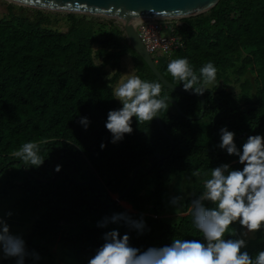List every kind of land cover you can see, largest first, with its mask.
Instances as JSON below:
<instances>
[{
  "label": "trees",
  "instance_id": "trees-1",
  "mask_svg": "<svg viewBox=\"0 0 264 264\" xmlns=\"http://www.w3.org/2000/svg\"><path fill=\"white\" fill-rule=\"evenodd\" d=\"M15 9L8 5V13L0 15V180H6L0 196L20 189L23 198L10 207L13 216L16 209L22 214L19 221L36 216L24 240L30 251L39 254L37 264H59L56 250L63 264H87L103 242L102 233L111 228L128 232L129 243L141 250L172 239H202L192 220L190 200L202 190L203 176H192V170L206 173L222 162L239 166L234 156L218 147L223 126L235 133L238 146L249 135H264V0H219L208 12L181 19L175 34L184 47L170 57H153L163 77L180 88L181 82L167 72L168 61L176 57H187L198 76L202 64L213 62L216 76L225 82L229 74L238 79L251 70L254 83L247 79L240 85V98L225 89H206L205 112L198 121L184 117L167 102L160 111L165 133L156 117L141 122L133 117L132 132L117 143L110 142L105 120L109 109L121 106L112 97L119 71L109 76L105 66L119 68L121 58L130 56L136 75L159 81L132 50L123 28L112 21L95 23L86 15L59 19L35 11L27 17ZM161 94L173 98L186 116L200 115V98L162 83ZM80 116L89 118L87 129L79 124ZM29 140L45 158L38 168L26 167L12 155ZM171 141L172 155L156 159L150 172L138 171L134 185L120 197L133 171L149 166L153 155L168 154ZM101 142L106 145L103 149ZM56 164L60 171L54 170ZM171 173H184L192 182L184 201L185 215L175 221L164 219L161 212V193ZM151 206L154 214L149 213ZM118 212L142 217L144 231L137 233L122 223L97 226L102 217ZM229 227L235 238L241 226ZM246 241L252 256L264 249V227ZM0 264H14V258Z\"/></svg>",
  "mask_w": 264,
  "mask_h": 264
},
{
  "label": "clouds",
  "instance_id": "clouds-1",
  "mask_svg": "<svg viewBox=\"0 0 264 264\" xmlns=\"http://www.w3.org/2000/svg\"><path fill=\"white\" fill-rule=\"evenodd\" d=\"M167 72L181 82L183 89L202 94L215 80L217 69L207 61L198 69V76L187 57H176L168 61ZM112 97L121 106L107 112L105 128L111 143L132 132L133 117L138 122L151 121L170 101L169 96L161 94L159 81L142 79L131 70L112 88ZM78 122L85 129L90 124L87 116H80ZM234 136L226 126L221 127L218 147L234 156L238 167L222 162L206 173L200 169L191 172L192 176H203L202 190L190 200L192 220L202 239H172L171 243L141 250L129 243L128 232L121 234L111 228L102 233L103 242L88 257L87 264H264V249L252 256L246 248L248 233L264 227V135H249L239 146ZM105 146L101 142V149ZM12 155L26 162V167L38 168L45 160L31 140L23 142ZM60 169V164L54 166L55 171ZM182 200L181 194L172 195L169 204L176 208ZM11 216L10 210L0 213V261L14 258V264H28L30 259L37 264L39 254L30 251L23 236L12 230L8 222ZM121 223L137 233L145 229L142 217L134 218L127 212L102 217L97 226ZM233 223L241 226L235 238L229 227Z\"/></svg>",
  "mask_w": 264,
  "mask_h": 264
},
{
  "label": "water",
  "instance_id": "water-1",
  "mask_svg": "<svg viewBox=\"0 0 264 264\" xmlns=\"http://www.w3.org/2000/svg\"><path fill=\"white\" fill-rule=\"evenodd\" d=\"M15 5L29 7L38 10H47L52 12H60L67 14H80L86 16H98L111 20L112 22L120 23L126 39L132 50L136 52L143 61L148 65L151 71L155 74L157 79L172 91L196 96L201 101V113L198 117H188L180 110L176 101L169 97L168 102H171L176 110L184 117L191 120L202 119L206 102L202 94L185 90L168 82L163 75L158 71L153 57L147 51L143 44L135 26L132 24L138 20L154 19H184L194 17L208 12L215 7L219 0H4ZM158 125L163 133L165 129L162 126L160 113L156 116ZM172 146L168 154H156L149 158V166H139L133 171V177L128 188L123 192L120 197H123L134 185L137 172L145 171L150 172L155 167L156 159L169 158L174 151V143L171 141ZM120 197L116 201L119 202Z\"/></svg>",
  "mask_w": 264,
  "mask_h": 264
},
{
  "label": "rangeland",
  "instance_id": "rangeland-1",
  "mask_svg": "<svg viewBox=\"0 0 264 264\" xmlns=\"http://www.w3.org/2000/svg\"><path fill=\"white\" fill-rule=\"evenodd\" d=\"M8 5L16 6L17 9H15L14 12L19 13L21 15L24 14L27 17L32 16L35 11H41L45 14H50L52 16H56L59 19H62L63 17H65L67 15V13L52 12V11H47V10H38V9L29 8V7H23V6L15 5V4L10 3L8 1L0 0V15L1 16H4L8 13V11H7ZM77 15H80V14H77ZM88 17L91 18L95 23L103 24L107 21H111L109 19H106L103 17H98V16H88ZM113 23L117 24L119 27H122L120 23H116V22H113ZM173 23L180 25L183 23V21L181 19H173ZM95 49H97V46H95ZM96 62L101 64L102 59H98V60H96ZM105 69L107 70L109 76H112L117 71H119V77L117 78L114 86L120 81V79L122 77H124L126 75V73L129 70L133 71L136 74L135 68H134V63H133L130 56H123L121 58L119 68H117L115 66L112 67L111 65H106ZM227 77H228L229 81L225 82L224 79L215 76V80L213 82H211L210 84L206 85V87L208 89H216L217 91L225 89L229 93H231L234 97L240 98L241 97L240 85L247 79H249L250 82L253 84L255 75L251 70H249L246 75L240 76L238 79H237V77H234L233 74H229ZM236 80H239V83ZM117 101L120 104L119 100H117ZM148 180H150L151 182H154V178L153 179L148 178ZM189 181H190L189 178L184 173H171L170 176L168 177V179L165 180L163 192L161 193L162 200H163V207H162L161 212H162V217L164 219H169L170 221L171 220L175 221L179 217H182L185 215V213L183 212L184 201H185L186 197L190 194L191 189H192V186H191L192 182L191 181L189 182ZM5 182H6V180H0V193H2L4 191ZM176 194H181L183 197V200L179 206H177L176 208H173L169 204V198H170V196L176 195ZM22 198H23V193L21 192L20 189L9 190L7 196H3V195H2V197L0 196V213H3L4 211H8V210H10L12 212V216L8 218V222L11 225L12 230L20 233L23 236V238L25 239L31 231V225L33 223L32 221L35 220L36 216L32 221H29V222L19 221L20 219H22L21 218L22 214H19V211H17V209H16L14 211L15 216H13V211L10 208L12 205L18 203ZM113 198L117 199V196L114 195ZM119 204L122 205L123 207H125V205H126V204H123L121 202H119ZM128 210L131 211L132 209L130 208ZM148 210H149L150 214H154L152 206L149 207ZM13 217H16V218L14 219ZM255 233H256V231L248 233L246 239H250V238L254 237ZM56 251L58 252V254H57V258L55 261L59 264H63V261L59 257L61 252L58 250H56Z\"/></svg>",
  "mask_w": 264,
  "mask_h": 264
},
{
  "label": "built area",
  "instance_id": "built-area-1",
  "mask_svg": "<svg viewBox=\"0 0 264 264\" xmlns=\"http://www.w3.org/2000/svg\"><path fill=\"white\" fill-rule=\"evenodd\" d=\"M177 25L173 19H146L135 28L152 57H170L174 51L184 47L183 40L175 34Z\"/></svg>",
  "mask_w": 264,
  "mask_h": 264
},
{
  "label": "bare ground",
  "instance_id": "bare-ground-1",
  "mask_svg": "<svg viewBox=\"0 0 264 264\" xmlns=\"http://www.w3.org/2000/svg\"><path fill=\"white\" fill-rule=\"evenodd\" d=\"M142 20H138V21H136V22H133L132 24L134 25V26H136L139 22H141Z\"/></svg>",
  "mask_w": 264,
  "mask_h": 264
}]
</instances>
